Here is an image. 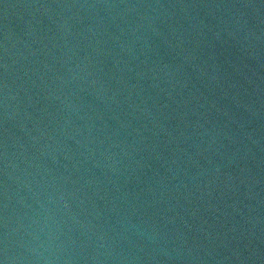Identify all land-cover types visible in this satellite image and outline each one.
I'll list each match as a JSON object with an SVG mask.
<instances>
[{"label":"water","instance_id":"obj_1","mask_svg":"<svg viewBox=\"0 0 264 264\" xmlns=\"http://www.w3.org/2000/svg\"><path fill=\"white\" fill-rule=\"evenodd\" d=\"M0 264H264V0H0Z\"/></svg>","mask_w":264,"mask_h":264}]
</instances>
